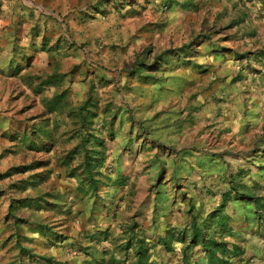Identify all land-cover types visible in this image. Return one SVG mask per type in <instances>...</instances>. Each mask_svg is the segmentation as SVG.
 I'll list each match as a JSON object with an SVG mask.
<instances>
[{
    "label": "rangeland",
    "instance_id": "rangeland-1",
    "mask_svg": "<svg viewBox=\"0 0 264 264\" xmlns=\"http://www.w3.org/2000/svg\"><path fill=\"white\" fill-rule=\"evenodd\" d=\"M25 1L34 26L12 59L26 71L0 87L11 109L0 116V264H121L122 225L138 211L143 227L175 223L187 243L196 224L197 264L215 249L203 237L227 242L224 264H264V213L235 199L264 196V0ZM140 61L157 65L132 73ZM85 102L97 104L93 129L72 112ZM88 132L105 163L86 194L68 176L84 150L64 161Z\"/></svg>",
    "mask_w": 264,
    "mask_h": 264
},
{
    "label": "trees",
    "instance_id": "trees-1",
    "mask_svg": "<svg viewBox=\"0 0 264 264\" xmlns=\"http://www.w3.org/2000/svg\"><path fill=\"white\" fill-rule=\"evenodd\" d=\"M181 54L183 55V53L181 52L178 53V56L179 55L181 56ZM165 58L162 57L160 59L162 60V62H160V65L157 70H159L161 68L160 66L163 65ZM156 65L157 62L156 64L155 63L147 64L144 61H140L139 63L135 64L132 73L141 74L146 69L152 70L153 68H155ZM51 79L52 77L47 81L40 82V85L41 84L46 85V83H48L47 85H49L51 83ZM63 96L64 93L54 95L53 99L48 101L49 109L47 111H49L50 113L56 112V109L60 106L62 102ZM96 107L97 104L93 102H85L78 108L77 111H72L74 113L75 118H78L77 122H79L82 126H84L85 129L87 128L93 129L94 119L98 115ZM34 132H40V131H34ZM110 135L112 136L113 133L110 132ZM49 136H52V133H48V137ZM13 138L14 137L12 136L11 139ZM92 139H94L95 141L94 146H100L101 148L104 147V142L102 138L98 137L93 133L88 132L87 135H83L81 137L80 147L76 148L74 152L69 153L67 159L64 161L65 165H69V162L73 159L74 154H78L81 149L84 150L82 162L79 165L70 169L68 176L79 178L81 182L79 188L81 189V191H83L86 194L93 191L98 193L103 181L102 178H97V176H104V174L99 170L104 166L105 157L103 156L102 149L100 150L97 149L96 147H93L91 149L88 148V144L92 142ZM29 146L34 149L35 148L39 149V146L37 145L36 142L30 143ZM47 149H49V147ZM247 156H252V155L250 154ZM78 170H81L80 173L77 172ZM6 175L9 176L6 173V174H1V177L5 178ZM33 177H37V175L35 176L33 175ZM232 192L233 190L229 189L223 194V198L225 201L223 208H226L227 202L231 201ZM235 199H250L254 204V206L256 207V211L260 213H264V196L249 195L248 193L238 192L236 193ZM142 212L143 211H138L137 213H135L136 218ZM136 218H133L134 220L132 222L127 223L126 225H122V237L119 239V242L121 248L123 249L124 256L122 257V260L119 261V263L171 264L172 261L175 259V255H177L173 246V241L175 240L185 244L182 250V253L185 257L184 264L197 262V259H194L193 251L191 252V257L187 255L188 250L190 249L193 250V248L196 247L200 242V233L197 230L196 224H194L192 229V234H191L192 237L190 238V241L187 243L186 234L182 232L180 236L179 235L177 236L175 228H170L166 230L163 234L156 233L154 235L151 234L148 235L149 233H146L147 231L141 227V223ZM109 233L110 230L106 229L105 231L96 232L95 236L101 234L107 238ZM203 243L204 245L208 243L215 248V249H209V248L205 249L207 257L210 260V264H212L213 259L214 258L216 259V257L218 258L217 260L221 264L227 262L223 256L221 258L218 255V251L219 252L226 251L227 242H222V241L218 242L216 239H212V238L204 239L203 237ZM98 262L100 263L97 264H105L102 261H98Z\"/></svg>",
    "mask_w": 264,
    "mask_h": 264
},
{
    "label": "crops",
    "instance_id": "crops-1",
    "mask_svg": "<svg viewBox=\"0 0 264 264\" xmlns=\"http://www.w3.org/2000/svg\"><path fill=\"white\" fill-rule=\"evenodd\" d=\"M31 12L32 10H29V4L25 0H0V87L2 86L4 93H6V88L7 91L11 92L12 90L10 91V85L12 84L13 80L15 82L21 80V76L26 71V67H24V64L22 62L17 61L14 63L12 58L14 57V54L19 55L22 53L23 40L29 38L25 34V30H30L34 26L32 19L34 15ZM35 17L38 19L37 14H35ZM29 22H31V25L28 24ZM25 23H27L26 28ZM19 38H22L21 41H19ZM3 108L5 109L3 110ZM9 110L11 109H8L6 107V100L0 98V116L3 117L2 119H5L6 117L8 118L6 114L11 113L9 112ZM40 117V114L36 115L33 120H38L40 119ZM2 119L0 118V128H2V126L4 127L3 124L6 123L4 122L5 120L3 121ZM33 125V127H35V122L33 123ZM39 128L40 127H35V130L38 131L37 129ZM0 134H3V131H0ZM14 139L15 138L11 140ZM0 143H4V141ZM2 150L3 148L0 147V154ZM191 178L193 181L195 176ZM141 227L147 231L146 233H151V235H154L156 233L163 234L166 230L175 228L176 235L178 236L175 223L164 226L160 225L157 227V230L154 229L153 226L143 227L141 225ZM184 245L185 244L182 242L176 240L173 241V246H175V249L177 250V258H179V262L181 264L183 263V261L180 255L182 253V248L184 247ZM196 263H198V260L197 262H194V264Z\"/></svg>",
    "mask_w": 264,
    "mask_h": 264
}]
</instances>
